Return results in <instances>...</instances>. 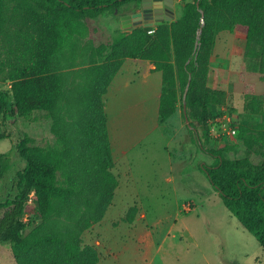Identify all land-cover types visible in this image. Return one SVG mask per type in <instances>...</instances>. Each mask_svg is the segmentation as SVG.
Segmentation results:
<instances>
[{
	"label": "trees",
	"instance_id": "trees-1",
	"mask_svg": "<svg viewBox=\"0 0 264 264\" xmlns=\"http://www.w3.org/2000/svg\"><path fill=\"white\" fill-rule=\"evenodd\" d=\"M140 1L0 0V80L10 82L9 91L0 90V142L8 138L3 129L5 118L14 124L34 112H44L55 120L58 107L66 109V104L78 116L86 115L73 135L64 128L57 131L55 124L57 142L53 145H32L33 139L24 134L8 152L0 151V244L9 245L15 264L98 263L96 247L83 245L81 235L100 220L118 186L111 171L114 162L107 115L100 101L126 58L149 60L161 73L158 123L173 115L180 101L183 118L197 119L203 126L199 144L203 136L209 137V121L215 118L211 109L225 102L223 90L200 87L208 75L216 35L220 31L242 34L235 38L233 53L239 55L241 45L251 55L256 50L264 69V0H193L184 1L180 16L160 23L154 35L148 33L151 27L120 34L111 44L105 64L92 68L91 76L75 91L64 90L66 75L59 64L80 54L78 42L87 36V19ZM196 41L198 46H194ZM107 67L114 68L113 73L101 84L100 75ZM259 74L264 79V73ZM93 96L99 98L98 105ZM245 102L249 121L233 124L235 136L260 160L228 159L221 150L199 145L214 157L211 165L202 164L199 169L228 213L264 249V97L247 93ZM257 116L261 122L256 121ZM189 125L187 129L193 132L194 125ZM83 158L93 170V179L86 177L89 164ZM60 173L63 181L58 179ZM27 208L33 209L37 223L36 219L24 221ZM135 212L136 207H131L127 223L133 221ZM62 217L65 224L60 228L57 222Z\"/></svg>",
	"mask_w": 264,
	"mask_h": 264
},
{
	"label": "rangeland",
	"instance_id": "rangeland-1",
	"mask_svg": "<svg viewBox=\"0 0 264 264\" xmlns=\"http://www.w3.org/2000/svg\"><path fill=\"white\" fill-rule=\"evenodd\" d=\"M184 1L193 0H174V20L180 16ZM137 10L139 4L128 3L95 19H87V36L78 42L80 54L73 60L65 59L59 64L60 71L66 75L64 90L75 91L77 86L91 76L89 71L92 68L105 64L113 41L120 34L130 33L134 28L124 26L121 17ZM163 22L155 23L149 28L153 29L150 35H154L157 26ZM167 25L169 29V24ZM236 37L243 35L239 32L220 31L209 57L208 75L200 87L223 90L225 102L211 109L214 117H220V121L216 125H209V137L206 139L203 136L202 144L197 141L198 136L201 137L203 133L202 124L197 119L189 120L194 125V131L187 129L180 101L176 111L163 124L159 125L158 119L156 121V114L153 112L155 100L149 84H160L157 79L160 75L149 77L144 74V66L149 60L139 59L141 70L137 69L138 77L132 71L127 73L129 69L126 66H120L123 74L116 75L118 87L110 96L112 104L109 114L116 113L121 125L144 124L152 129L116 168L111 169L119 185L113 190L110 201L105 204L100 220L93 222L81 235L83 245L96 247L99 255L97 264H264V249L228 213L219 194L199 169L202 164L209 166L214 162V157L202 151L199 145L205 149L221 150L228 159L249 157L254 163L260 160L235 135L231 137L226 134L217 138L219 130L226 132L224 129L231 128L237 122L240 125L249 121L245 94L253 93L264 97V79L259 74L264 73V69L262 71L259 66L260 58L256 50L251 55L244 45H241L240 54L235 55L233 48ZM169 46L171 61L174 62L175 44L171 41ZM113 70L110 67L105 74L99 76L101 84L106 77L112 75ZM9 89L10 82L0 80V90ZM179 95L180 90L178 97ZM94 96L98 105L99 98ZM101 100L105 112V94ZM63 108L61 105L58 107L55 120L44 112H34L29 119L21 118L14 124L5 118L3 129L8 138L0 142V151L8 152L12 144L24 134L33 139L32 145H53L57 142L53 131L55 124L58 126L57 131L64 128L69 135L77 133L81 129L80 124H84L86 115L78 116L68 104L66 109ZM82 117L84 121L80 120ZM255 119L261 122L259 116ZM129 134H132L131 131ZM168 156H171V168ZM84 161L89 164L86 158ZM89 166L85 174L88 179H93V170ZM170 171L178 181L175 188L165 180ZM68 173L73 176L72 170H68ZM58 179L63 181L65 178L60 173ZM137 198L141 200L142 209H138ZM176 202L181 204L175 209ZM133 206L136 207V212L132 214L133 221L141 213L145 214V219L140 220L131 230L133 221L127 223L125 218ZM169 218H172L169 222L174 226L168 234L166 226L169 223L166 221ZM27 219H36V223L39 221L31 208L26 209L24 221ZM58 219L57 227L61 228L65 224V218ZM48 225L51 226L50 223ZM145 229H152L154 243L157 244L154 248L155 256L149 254L147 241L138 240ZM0 264H15L7 244H0Z\"/></svg>",
	"mask_w": 264,
	"mask_h": 264
},
{
	"label": "crops",
	"instance_id": "crops-1",
	"mask_svg": "<svg viewBox=\"0 0 264 264\" xmlns=\"http://www.w3.org/2000/svg\"><path fill=\"white\" fill-rule=\"evenodd\" d=\"M155 25V24H154ZM142 60V59H141ZM141 60H139V58H126L123 61L122 64V68L123 66H126L125 68L129 69V71H127V73H130L131 71L134 72V75L138 77V70H141ZM148 63H146V66H144L145 68L143 69V72L145 75L151 77V76H158V74L160 75V77H158L157 79L160 80V84H156L154 82H151L149 85L151 87V94L152 97H154L155 103L153 104V108H154V113L156 114V121L158 119V107H159V97L161 94V73L159 71H155L154 70V65L152 63H150L149 61H147ZM122 68H120L118 70V72L115 74V76L113 77L107 92L105 94L106 97V105H105V112L107 115V127H108V134H109V140H110V145H111V150H112V156H113V162H114V168H116V166L118 165V163H120L123 159H125V156L132 150L134 149L137 145L140 144V142L143 140V138L145 136H147L149 134V131H151L152 128H148L146 125L144 124H136L133 123V125L130 124H124L121 125L120 124V119L116 116V113H110L109 111V107L111 106L110 101L111 98L110 96H112V93L117 89L118 86H116L117 81V77L116 75L118 74L119 76H121L122 73ZM126 69V70H127ZM128 79V78H127ZM130 81V80H128ZM133 83H135V81H133ZM110 97V98H109ZM108 107V108H107ZM158 122V121H157ZM142 123V122H141ZM159 124V123H158ZM160 125V124H159ZM120 127V128H119ZM129 131H131L132 134H129ZM165 149V148H164ZM127 160V159H126ZM168 160H169V165L170 168L172 166L171 163V156H168ZM118 175V174H117ZM165 180L167 181V183H171L174 185L175 188V184L176 179L175 176L173 174V172H169L166 176H165ZM118 185H119V181H118ZM137 204H138V209H142V203L141 200H139V198H137ZM180 202H176L175 203V209L177 208L178 205H180ZM141 218V219H140ZM145 219V214L142 213L139 214V217H137V220L133 221V226L131 228V230H133L135 228V226L138 224V222H140V220ZM172 218H169L166 222L169 223L166 226V233H170L173 229L174 224L169 222L171 221ZM139 220V221H138ZM144 233H141L138 236V240H140L141 242L147 241V246H148V252L151 256H155V246L157 244L154 243V239H153V235H152V229L149 230H144Z\"/></svg>",
	"mask_w": 264,
	"mask_h": 264
},
{
	"label": "water",
	"instance_id": "water-1",
	"mask_svg": "<svg viewBox=\"0 0 264 264\" xmlns=\"http://www.w3.org/2000/svg\"><path fill=\"white\" fill-rule=\"evenodd\" d=\"M203 19V14L201 21ZM124 26L128 27H152L155 23L174 20V0H141L139 10L131 14H125L121 17ZM201 27L197 30L196 38L198 40ZM195 46H198L196 41ZM188 84L183 94V100L186 97ZM183 112L186 116V106L184 103ZM185 122L188 126L189 120L186 117Z\"/></svg>",
	"mask_w": 264,
	"mask_h": 264
},
{
	"label": "built area",
	"instance_id": "built-area-1",
	"mask_svg": "<svg viewBox=\"0 0 264 264\" xmlns=\"http://www.w3.org/2000/svg\"><path fill=\"white\" fill-rule=\"evenodd\" d=\"M151 32H153V29L148 31V33H151ZM219 119H220V117H216V118L210 120L209 124H212V125L215 124L216 125L217 122L220 121ZM224 130H226V132H221L219 130L217 138L222 137V136H224L226 134H228L229 136L233 137L236 134V128H234L233 126H231V128H229V129H224Z\"/></svg>",
	"mask_w": 264,
	"mask_h": 264
}]
</instances>
